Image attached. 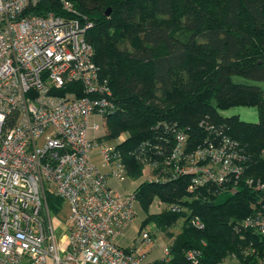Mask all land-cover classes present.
Returning a JSON list of instances; mask_svg holds the SVG:
<instances>
[{
    "label": "trees",
    "instance_id": "16d2710c",
    "mask_svg": "<svg viewBox=\"0 0 264 264\" xmlns=\"http://www.w3.org/2000/svg\"><path fill=\"white\" fill-rule=\"evenodd\" d=\"M49 12L91 23L85 40L115 104L98 142L114 146L124 186L142 179L132 191L134 219L169 248L167 263L145 261L260 264L264 232L246 222L264 217V188H256L264 184V90L232 78L264 82V0H42L34 9ZM235 107L255 108L257 122L221 114ZM179 134L185 145L174 157ZM224 143L238 155V178L195 185V174L175 171L197 150ZM45 200L52 216L66 202L48 191ZM154 202L161 211L150 213Z\"/></svg>",
    "mask_w": 264,
    "mask_h": 264
},
{
    "label": "built area",
    "instance_id": "2783aa9c",
    "mask_svg": "<svg viewBox=\"0 0 264 264\" xmlns=\"http://www.w3.org/2000/svg\"><path fill=\"white\" fill-rule=\"evenodd\" d=\"M41 1L0 0V264H156L118 242L133 225L135 209L132 193L111 186L126 179L114 146L98 142L115 104L85 40L91 23L36 14ZM61 6L73 13L68 2ZM176 139L174 157L186 140L182 134ZM94 154L100 168L91 163ZM237 158L226 143L211 145L175 171L195 174V185L222 184L241 175ZM46 191L69 206L67 232L58 240ZM192 224L201 227L197 219ZM246 225L264 232V217ZM150 241L145 230L135 239ZM186 259L195 263L196 254L189 251ZM159 260L168 262V247Z\"/></svg>",
    "mask_w": 264,
    "mask_h": 264
},
{
    "label": "rangeland",
    "instance_id": "374dc122",
    "mask_svg": "<svg viewBox=\"0 0 264 264\" xmlns=\"http://www.w3.org/2000/svg\"><path fill=\"white\" fill-rule=\"evenodd\" d=\"M109 14V13H108ZM232 81L234 83H239V84H246V85H251V86H257L264 90V82H257V81H252L243 77L239 76H234L232 78ZM221 114L223 116H230V115H238L242 120L246 122H251V123H256L257 122V111L255 108L252 107H235L231 108L226 111H221ZM106 122L102 123L103 128L106 126ZM104 124V125H103ZM105 129V128H104ZM42 142L40 141L38 146H41ZM112 143H105V146H111ZM99 148V147H98ZM99 149H96L95 152H97ZM91 163L97 168H100V157L97 154H94L91 158ZM150 174L151 172L148 171ZM148 173L144 176V179L148 178ZM142 181V179H138L135 181H129V187L125 189V194H131L134 188ZM228 196V194H223L220 197H218L217 202H222L224 201ZM152 205V204H151ZM161 211V207L159 204L156 202L153 203V205L150 207V213H156ZM69 215V206L68 204L64 201L62 204V207L60 208V212L56 214L55 218L59 221V224L54 230V234L56 239L58 240L63 234L67 232V218ZM139 223L140 220L138 217H136L133 220V225L131 229L127 232L125 237L123 239L118 240V242L121 244V246L124 247H131L133 248L134 246L138 250L140 254H143L146 256V261H151L152 259H160L162 257V250L161 246L163 243H159L155 240H152L146 244H136L135 239L139 237ZM152 229L151 226L146 227L145 231H150ZM154 245H157L156 250H151ZM222 264H237V262L233 259L226 260Z\"/></svg>",
    "mask_w": 264,
    "mask_h": 264
},
{
    "label": "crops",
    "instance_id": "0c3cea01",
    "mask_svg": "<svg viewBox=\"0 0 264 264\" xmlns=\"http://www.w3.org/2000/svg\"><path fill=\"white\" fill-rule=\"evenodd\" d=\"M128 185H129V184H128ZM111 186H112L113 188H115L116 190L120 191V192L123 191L122 193H124V194H125V192H126L125 189L128 188L126 185L124 186L123 183L117 185V183L112 182V183H111ZM131 227H132V226H131ZM131 227H130V229H131ZM130 229H129V230H130ZM129 230H128V231H129ZM128 231H127V232H128ZM139 233H140V232H139ZM126 234H127V233H126ZM126 234H125V235H126ZM125 235H124V237H125ZM124 237H122L121 239H123ZM159 243H163L162 245H160V246H161V250H163V248L166 247V241H165V240H164V241H160ZM156 249H157V245H154V247H153L151 250H156ZM144 256H145V255H144ZM145 260H146V256H145Z\"/></svg>",
    "mask_w": 264,
    "mask_h": 264
},
{
    "label": "water",
    "instance_id": "95a60500",
    "mask_svg": "<svg viewBox=\"0 0 264 264\" xmlns=\"http://www.w3.org/2000/svg\"><path fill=\"white\" fill-rule=\"evenodd\" d=\"M108 13H109V10H107V12L105 14L108 15Z\"/></svg>",
    "mask_w": 264,
    "mask_h": 264
}]
</instances>
